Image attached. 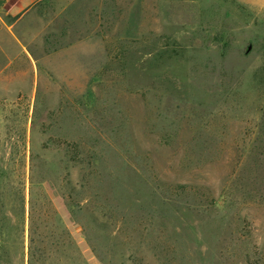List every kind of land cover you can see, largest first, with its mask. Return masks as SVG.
<instances>
[{
    "label": "rangeland",
    "instance_id": "374dc122",
    "mask_svg": "<svg viewBox=\"0 0 264 264\" xmlns=\"http://www.w3.org/2000/svg\"><path fill=\"white\" fill-rule=\"evenodd\" d=\"M17 2L0 5L5 191L23 178L28 202L31 153L78 144L94 164L89 241L53 181L36 264H264V0ZM5 197L0 264H28Z\"/></svg>",
    "mask_w": 264,
    "mask_h": 264
},
{
    "label": "trees",
    "instance_id": "16d2710c",
    "mask_svg": "<svg viewBox=\"0 0 264 264\" xmlns=\"http://www.w3.org/2000/svg\"><path fill=\"white\" fill-rule=\"evenodd\" d=\"M78 149V144H72L66 153L67 160L44 163L42 165L36 164V157L31 153L28 202L26 201L23 178L19 180V186H17L16 189L10 187L11 193L7 194L5 191L7 185L3 180L2 171H0V208L5 204V196H11L12 199L16 198L18 199L16 206L19 208L22 225L28 220V264H36L39 260H42L44 254V247L41 241H39L43 236L39 232L38 224V222L42 223L43 221L35 217L36 212L40 210L46 211L45 208H47L49 221H52L53 228L57 229L54 223L55 220H58L56 218L57 210H55V204L48 195V192L56 187L53 181L59 182L57 187L59 191L58 198H60L62 203L66 206L67 215L71 218L70 222L78 225L87 242L89 241V223L86 218L91 204L90 196H88L90 190L89 176L94 164L90 159L88 161H83ZM71 168H80L83 171V177L78 185H74L70 179L69 169L71 170ZM55 171L58 174V178H50L49 174L51 175V173ZM27 203L28 216H26ZM1 222H3L2 218H0V223ZM3 241L4 234L0 229V244H2Z\"/></svg>",
    "mask_w": 264,
    "mask_h": 264
},
{
    "label": "crops",
    "instance_id": "0c3cea01",
    "mask_svg": "<svg viewBox=\"0 0 264 264\" xmlns=\"http://www.w3.org/2000/svg\"><path fill=\"white\" fill-rule=\"evenodd\" d=\"M9 0H0V5L1 6H4L7 2H8ZM24 1V0H19V2H17V4H14L13 6H12V8L10 9V11H19V9H21L22 8V2Z\"/></svg>",
    "mask_w": 264,
    "mask_h": 264
}]
</instances>
